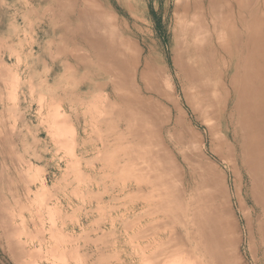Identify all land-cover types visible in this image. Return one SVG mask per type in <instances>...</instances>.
Here are the masks:
<instances>
[{"label": "rangeland", "instance_id": "obj_1", "mask_svg": "<svg viewBox=\"0 0 264 264\" xmlns=\"http://www.w3.org/2000/svg\"><path fill=\"white\" fill-rule=\"evenodd\" d=\"M176 1L0 0V264H186L189 197L199 195L217 172L215 199L223 213L228 208L227 226L237 236L230 264H264L252 233L257 213L251 214L250 183L236 163L217 154L222 144L209 138L186 102L178 65L182 35L176 31L183 9ZM262 1L256 6L264 21ZM215 4L204 12L200 48L211 75L227 82L244 44L242 23L234 5ZM68 18L70 32L62 33ZM84 31L115 58L97 60L104 62L99 66L124 67L123 92L141 100L140 108L133 103L127 108L142 109L147 138L128 149L113 145V131L101 125L103 109L112 102L107 91L79 88L90 73L75 66L80 59L81 65L92 60L77 41ZM60 63L67 70L57 67ZM156 67L177 108L151 92L150 68ZM67 102L75 110L64 111ZM150 151L148 167L143 155ZM156 156H164L163 166ZM176 246L184 251L179 259ZM191 259L207 264L203 255Z\"/></svg>", "mask_w": 264, "mask_h": 264}, {"label": "bare ground", "instance_id": "obj_2", "mask_svg": "<svg viewBox=\"0 0 264 264\" xmlns=\"http://www.w3.org/2000/svg\"><path fill=\"white\" fill-rule=\"evenodd\" d=\"M221 2L222 6H228L230 4L235 6V13L238 15V19L242 23L239 36L241 39H243L242 41L244 42L238 55V61L234 65L232 78L227 82L225 80H222L221 77L217 79L216 77L214 78L211 75V70L205 59V54L201 51L200 48V32L203 24V15H205L204 12L212 8L215 3ZM258 2L259 0H177V7H182L183 12L181 14L180 22L177 25L176 31L178 35H182L180 37L181 39H178L181 47V49H179V52L181 54L178 53V65L181 68L183 80L187 85L186 102H188L192 106V110L196 113L197 118L200 119V122L206 126V131L209 138L213 142L217 143V145L219 143L222 144V146L216 149L219 153H216L219 154V156L224 159L229 165L236 163L246 175L248 182L250 183V189L247 196L249 197V200L252 204L251 214L257 213L253 225L251 224V226H253L252 233L254 232L257 235L261 259L264 263V21L263 19H259L261 18L259 16L260 12L258 13L257 9L259 8V6H256ZM219 5L220 4H218V6ZM261 7L264 9V0L261 3ZM252 19H255V21H253ZM72 21L73 20L69 18L66 20L68 24H65L66 27L64 26L62 28V33L70 32V22ZM252 21L256 24L255 26L251 23ZM46 23L48 24V22ZM87 35H85L84 31V33L80 34V36H77V41L83 47H85V51H88L87 54L89 55L90 59H92L90 60L91 63L88 62L89 60L87 59L86 62L84 61L85 63L81 65L80 61L82 59L78 60V56L69 57L74 62H77V60L79 61L78 65L75 66L78 70L81 69L83 70L82 72L90 73L88 78L86 80H83L79 85V88H81L82 86L92 89L94 88L95 90H102L104 88L107 91L105 97H107L106 99L112 102H110V105L106 107L107 109H103L106 113H104L105 118L103 120L101 119L102 121L100 120L101 125L104 126L106 130L113 131H110L112 133L111 140L114 143L113 145L117 144L122 148H127L130 145L134 146V144L147 138V132L145 131L146 128L144 127L145 118L143 111H141L142 109L136 108L137 110L134 112L132 110H128L129 108L127 107H129L130 104L133 103L140 108L141 100L139 98H129L123 92V85L126 83V77L122 76V73L123 75H125L124 67V69L121 66L118 68L117 66H115V64H111L107 67L99 66L104 62L101 63L97 60H111V63L112 61H115V58L114 60L109 59L110 54L108 55V52H105V50L99 49L98 47L94 46V43L96 42L93 43L89 39V37H87ZM90 35L92 34L90 33ZM243 36H245V39ZM57 67L66 69L63 63L58 64ZM121 69H123L124 72ZM135 70L134 74L136 72ZM160 72L159 70H157V67L150 68V74L151 77H153L154 82L151 92L158 93V96L160 98H164L165 100H167L166 102H168L172 107L177 108L176 106L178 101L175 100L173 94H170V96L168 95V97H166L167 94L164 93L162 89V85L164 82L163 80L166 77L162 78V82L160 77L164 75H159ZM141 73H139V77L143 78L144 75ZM94 79H98L99 82L93 83L92 80ZM122 79H124V82H122ZM165 82L167 83V80H165ZM102 92L103 94H105L104 91ZM72 103H65L64 105H62V109L64 111H72L73 109L75 110ZM57 105L58 104H56V107ZM51 106L53 107L54 105ZM56 110L57 109H55V111L52 110L54 111L53 114L58 113V111L56 112ZM63 113L64 112H62V114L60 115L62 116ZM64 120L65 119H63V121ZM176 122L180 125L185 126V123L183 122V120H181V118H177ZM185 128L190 131L189 127L185 126ZM221 151H224L225 154L221 153ZM150 152L143 155V160L147 164L153 159V154L152 152ZM160 153L157 152L156 155ZM125 154L126 152L121 156ZM161 154H163V152ZM160 156L155 157V162L158 159V161L163 159L164 156L162 158H160ZM150 162L149 164L151 165L152 162ZM158 163L160 166H163V163L161 161ZM153 165L154 164H152V166ZM160 166L156 167V170ZM203 167L205 169L209 167L211 168V166H206L207 168L205 166ZM153 169H155V167ZM159 172L160 171H158V173ZM213 172H215V170ZM164 173L165 172L163 171V174H161V176L168 177V174ZM216 180L221 181V176L218 172L212 173L209 180L206 179L205 183L202 184V191L199 195H197L196 197H189V201L187 203L188 210L186 217V230L190 239L189 254L191 257L188 259L186 258L187 260L182 258L183 261L186 260V264H196L194 261V263H192V261L190 262L189 259L194 258L195 260H197L196 258L198 257V254L204 256L207 264H230V257L233 253L232 251L235 252L237 245V236L235 235V237L233 238V235H231L230 229L227 226L226 222V217L230 218V212L227 207L225 208L224 213L222 212V209H219V205L217 203L219 202V200H217L216 202L215 193L212 189ZM238 202H240V200ZM226 203L227 201H225V205ZM239 206L241 207V209H245V207H242V204ZM15 230L17 229H14V231L11 230L12 232H14V235ZM11 231H9V235L12 233ZM19 233H21V231ZM12 237L15 236L12 235ZM180 248H177L176 246V249H179L178 251L181 250ZM178 251H176L178 254L175 252L177 254V257L179 256V254L181 255V251L183 250H181L180 252ZM170 252L171 253L169 255L172 254V251ZM186 253L188 252L186 251ZM163 256H165V254ZM186 257H189V255H187ZM166 258H168V256H166ZM179 258L180 257H178V259ZM233 258L235 259V256ZM162 259L164 260L165 257ZM171 260L173 262V259ZM238 261L239 260H237L236 262ZM170 262L171 261H169V264ZM181 264L183 263L181 262Z\"/></svg>", "mask_w": 264, "mask_h": 264}]
</instances>
